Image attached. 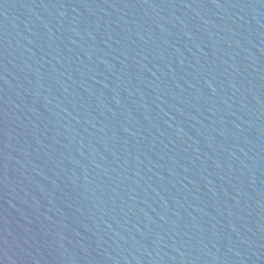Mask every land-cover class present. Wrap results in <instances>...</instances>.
Listing matches in <instances>:
<instances>
[{
  "label": "water",
  "instance_id": "1",
  "mask_svg": "<svg viewBox=\"0 0 264 264\" xmlns=\"http://www.w3.org/2000/svg\"><path fill=\"white\" fill-rule=\"evenodd\" d=\"M0 264H264V0H0Z\"/></svg>",
  "mask_w": 264,
  "mask_h": 264
}]
</instances>
